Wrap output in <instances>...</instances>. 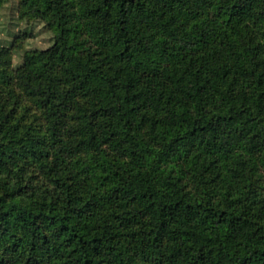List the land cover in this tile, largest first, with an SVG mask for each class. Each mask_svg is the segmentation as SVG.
Wrapping results in <instances>:
<instances>
[{"label": "trees", "instance_id": "trees-1", "mask_svg": "<svg viewBox=\"0 0 264 264\" xmlns=\"http://www.w3.org/2000/svg\"><path fill=\"white\" fill-rule=\"evenodd\" d=\"M21 3L0 264H264V0Z\"/></svg>", "mask_w": 264, "mask_h": 264}, {"label": "rangeland", "instance_id": "rangeland-1", "mask_svg": "<svg viewBox=\"0 0 264 264\" xmlns=\"http://www.w3.org/2000/svg\"><path fill=\"white\" fill-rule=\"evenodd\" d=\"M53 36L54 32L46 28L45 21L33 16L21 0H6L0 7V43L9 49L4 57L9 59L10 69L14 70L21 63L25 50L50 46ZM2 80L0 77V83ZM27 100H23L25 104H33L32 100ZM32 112L30 108L25 111L30 120Z\"/></svg>", "mask_w": 264, "mask_h": 264}]
</instances>
